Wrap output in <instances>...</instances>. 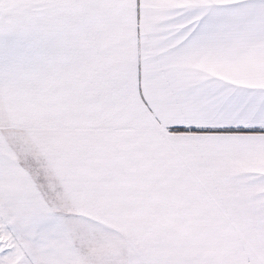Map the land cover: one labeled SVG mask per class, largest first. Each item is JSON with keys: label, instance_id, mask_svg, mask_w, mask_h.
Listing matches in <instances>:
<instances>
[{"label": "snow or ice", "instance_id": "1", "mask_svg": "<svg viewBox=\"0 0 264 264\" xmlns=\"http://www.w3.org/2000/svg\"><path fill=\"white\" fill-rule=\"evenodd\" d=\"M0 264H264V0H0Z\"/></svg>", "mask_w": 264, "mask_h": 264}]
</instances>
